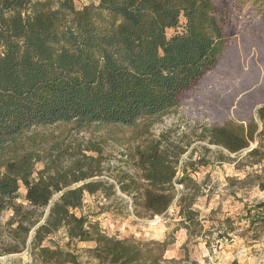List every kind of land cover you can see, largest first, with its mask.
<instances>
[{
  "label": "trees",
  "instance_id": "1",
  "mask_svg": "<svg viewBox=\"0 0 264 264\" xmlns=\"http://www.w3.org/2000/svg\"><path fill=\"white\" fill-rule=\"evenodd\" d=\"M77 1L0 0V216L13 212L7 224L12 244L0 237V256L29 249L43 264H79L73 252L43 246L64 230L69 242L94 243L86 253L99 264H180L164 260L171 243L110 237L76 211L97 194L117 196L125 210L118 191L131 198L137 215L168 211L175 184L188 188L192 180L187 174L176 180L184 148L169 143L167 134L150 140L151 127L221 63L230 8L261 3L264 25V0ZM60 125L139 128L148 142L135 150V166L108 170L111 183L100 156L83 153L100 155L101 148L83 146L71 155L58 143L47 145L42 131ZM201 140L233 154L257 143L249 156L260 163L264 105L244 123L201 126ZM70 156L72 165L61 166ZM38 163H45L40 171ZM22 187L27 206L18 203ZM181 203V215L192 223L191 204Z\"/></svg>",
  "mask_w": 264,
  "mask_h": 264
},
{
  "label": "rangeland",
  "instance_id": "2",
  "mask_svg": "<svg viewBox=\"0 0 264 264\" xmlns=\"http://www.w3.org/2000/svg\"><path fill=\"white\" fill-rule=\"evenodd\" d=\"M96 1L78 0L77 3L85 6ZM230 9L233 24L226 27L228 48L221 63L206 75L204 82L186 97L180 108L151 127L150 140L167 134L169 143L184 148L176 180L187 174L192 180L189 187L175 184V200L161 216L151 217L142 211L137 215L131 198L119 191L118 196L125 200V210L118 204L117 196L107 200L97 194L87 196L83 209L76 211L78 216L83 214L98 222L101 231L110 237L171 243L164 260L180 264H264V207L260 208L264 206V160L257 163L259 156H249L257 143L233 154L201 140V126L210 127L228 120L244 123L264 105L263 6L257 3ZM42 132L48 137V146L58 143L68 148L71 155L77 154L83 146L101 148L100 155L85 150L83 153L100 156L105 170L103 178L111 183L114 180L108 177V170L135 166L132 158L135 150L148 142L146 138H139V128L97 125L77 130L74 125H60ZM74 160L70 156L61 166H71ZM185 163L189 164L186 173ZM44 166L45 163H38L37 171ZM18 196V203L27 206L24 187ZM59 196L56 195L52 203ZM182 198L191 204L195 217L192 223L181 215ZM12 216V211L0 216V237L4 245L12 244L7 226ZM154 221L160 225L153 226ZM43 246L71 251L78 256L79 264H99L86 253L94 248V243L69 242L64 230L52 235ZM0 264L43 263L26 249L0 256Z\"/></svg>",
  "mask_w": 264,
  "mask_h": 264
},
{
  "label": "water",
  "instance_id": "3",
  "mask_svg": "<svg viewBox=\"0 0 264 264\" xmlns=\"http://www.w3.org/2000/svg\"><path fill=\"white\" fill-rule=\"evenodd\" d=\"M252 149H254V147H252ZM79 186V185H78ZM49 209V208H48ZM46 217V216H45ZM43 223V222H42ZM40 225V224H39ZM34 235V232H32L31 233V235H30V239L29 240H31L32 239V236Z\"/></svg>",
  "mask_w": 264,
  "mask_h": 264
},
{
  "label": "built area",
  "instance_id": "4",
  "mask_svg": "<svg viewBox=\"0 0 264 264\" xmlns=\"http://www.w3.org/2000/svg\"><path fill=\"white\" fill-rule=\"evenodd\" d=\"M158 221H160V219H158ZM157 223H158L157 221H154L152 225H153V226H156Z\"/></svg>",
  "mask_w": 264,
  "mask_h": 264
},
{
  "label": "bare ground",
  "instance_id": "5",
  "mask_svg": "<svg viewBox=\"0 0 264 264\" xmlns=\"http://www.w3.org/2000/svg\"><path fill=\"white\" fill-rule=\"evenodd\" d=\"M160 225V222L157 224V226Z\"/></svg>",
  "mask_w": 264,
  "mask_h": 264
}]
</instances>
